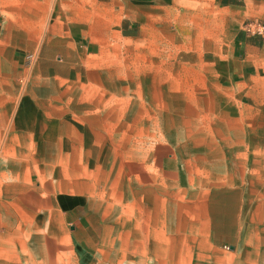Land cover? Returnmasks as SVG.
<instances>
[{"label":"rangeland","instance_id":"obj_1","mask_svg":"<svg viewBox=\"0 0 264 264\" xmlns=\"http://www.w3.org/2000/svg\"><path fill=\"white\" fill-rule=\"evenodd\" d=\"M201 8L209 14L200 13L197 0H176L164 19L128 20L129 29L122 15L95 8L87 75L29 79L33 52L20 67L26 74L0 83V152L7 139L10 164L1 166L0 187L39 184L54 194L96 196L102 222L93 230L91 264H264V175L255 174L256 161L230 159V96L213 65L228 32L210 1ZM77 18L75 10L61 9L60 22ZM199 26L204 31L196 39L188 31ZM22 98L31 111L8 137ZM50 124L61 127L41 132V139L71 136L42 142L39 150L28 133ZM166 143L169 174L154 160ZM20 214L21 232L0 237V253L12 251L11 264H48L54 239L69 241L67 226L49 209L35 213L42 216L33 233L42 239L29 236L34 213L0 206V222L14 224L9 232Z\"/></svg>","mask_w":264,"mask_h":264},{"label":"crops","instance_id":"obj_2","mask_svg":"<svg viewBox=\"0 0 264 264\" xmlns=\"http://www.w3.org/2000/svg\"><path fill=\"white\" fill-rule=\"evenodd\" d=\"M197 1L200 13L204 16L209 14L205 8H201L207 0ZM208 1L214 8L215 21L223 23L228 32L225 49L215 54L213 65L215 75L226 86L225 90L230 96V159L256 161L257 166L253 167L256 169L255 174L264 175V45L259 36L251 35L243 28V24L249 20L259 21L264 25V0ZM175 2L176 0H0V83L11 82L15 79V72L23 71L26 74L25 69L20 70V67H23L27 54L33 52L34 69L29 79L69 80L83 73L87 75L89 72L85 66L91 62L95 47L87 35L93 30L89 19L93 9H99L105 14L111 11L114 15H122L125 29H129L132 23L128 20L138 22L146 20L148 16L164 19L171 14L170 10L175 7ZM63 7L75 10L79 18L69 23L60 22ZM203 31V27L199 26L197 30L188 32H194L195 38L199 39ZM26 101V98H22L17 105L8 137L13 131L21 130L19 125L28 118L31 110ZM51 127L52 124L49 127L42 125V129L30 130L28 133L32 139L36 138L35 144H38L39 150L42 142L47 144L52 139L66 143L64 141H68L71 136L67 132L62 134V138H66L62 140L51 136L43 137L46 132H54L61 125L55 129ZM41 132L44 133L42 139ZM6 144L7 139L0 152V155L5 154L0 160V169L9 164L6 157L9 147ZM169 147L167 143L158 145L154 156L162 172L166 171L168 174V170L171 171L168 165L173 156L169 153ZM48 153L51 155V151ZM45 171L44 169L38 173L39 177H43ZM0 173L5 174L4 170ZM36 186V189H30L13 183L6 190L0 187V206L12 203L23 212H33L35 217L28 234L30 232L29 236L41 239V235L33 233V228L37 229L42 216L35 213L49 209L57 211L62 218L61 222L69 230V241L54 239L53 246L49 247L46 255L48 264H91L96 255L93 230L102 222L101 208L95 203L96 196L84 197L82 192L54 194L39 184ZM9 193L13 195L12 201L7 199L6 194ZM30 200L38 205V210H33V202ZM241 202L238 203L239 210L242 208ZM9 215H12V211ZM11 218L15 223V214ZM22 221L20 214V223L14 232H10L11 235L21 232ZM13 225L12 222H0V230L3 227L7 230L0 233V237L9 238L6 233ZM100 238L99 236L98 241ZM229 248H234V245L230 244ZM10 254L12 251L4 254L6 257L3 258L2 251L0 257L7 260L6 263L2 260L0 263L11 264ZM19 254L21 255L17 253L16 256H20Z\"/></svg>","mask_w":264,"mask_h":264},{"label":"built area","instance_id":"obj_3","mask_svg":"<svg viewBox=\"0 0 264 264\" xmlns=\"http://www.w3.org/2000/svg\"><path fill=\"white\" fill-rule=\"evenodd\" d=\"M244 30L254 36H259L264 45V25L259 21L249 20L243 24ZM228 248V247H227Z\"/></svg>","mask_w":264,"mask_h":264},{"label":"bare ground","instance_id":"obj_4","mask_svg":"<svg viewBox=\"0 0 264 264\" xmlns=\"http://www.w3.org/2000/svg\"><path fill=\"white\" fill-rule=\"evenodd\" d=\"M6 226H8V227H9L10 225L6 224ZM11 234H12V233H10V232H7V233H6V236H9V237L11 238V237H12V235H11Z\"/></svg>","mask_w":264,"mask_h":264}]
</instances>
